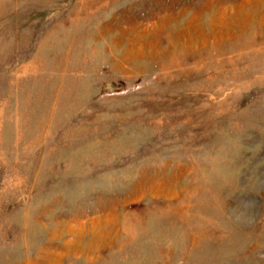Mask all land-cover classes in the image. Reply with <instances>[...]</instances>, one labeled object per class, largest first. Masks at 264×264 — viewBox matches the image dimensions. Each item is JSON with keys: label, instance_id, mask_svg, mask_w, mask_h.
<instances>
[{"label": "rangeland", "instance_id": "obj_1", "mask_svg": "<svg viewBox=\"0 0 264 264\" xmlns=\"http://www.w3.org/2000/svg\"><path fill=\"white\" fill-rule=\"evenodd\" d=\"M0 264H264V0H0Z\"/></svg>", "mask_w": 264, "mask_h": 264}, {"label": "bare ground", "instance_id": "obj_2", "mask_svg": "<svg viewBox=\"0 0 264 264\" xmlns=\"http://www.w3.org/2000/svg\"><path fill=\"white\" fill-rule=\"evenodd\" d=\"M195 240H193V242H194Z\"/></svg>", "mask_w": 264, "mask_h": 264}]
</instances>
